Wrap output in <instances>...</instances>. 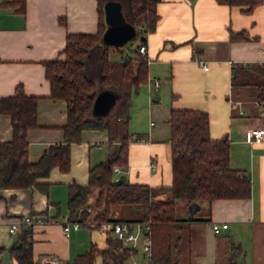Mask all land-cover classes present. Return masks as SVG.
<instances>
[{
    "label": "crops",
    "instance_id": "1",
    "mask_svg": "<svg viewBox=\"0 0 264 264\" xmlns=\"http://www.w3.org/2000/svg\"><path fill=\"white\" fill-rule=\"evenodd\" d=\"M156 11V26L145 36L148 81L131 97L128 165L114 177L123 173L130 183L169 185L170 111H206L210 137L227 135L229 163L249 178L251 192L247 199L199 203L192 218L209 220L186 223L188 264H228L232 244L240 248V264H264V138L245 140L249 129L264 128V104L258 103L256 85L231 81L232 64L264 62V0L249 13L215 0H159ZM97 18L96 0H25L23 11L0 2V97L11 95L19 84L26 95L39 97L38 126L26 134L30 161H36L48 145L62 141L66 121V103L50 97L42 62L63 59L66 33H93ZM231 31H244L248 38L232 40ZM196 58L203 59L207 68ZM153 80L159 81L157 87ZM139 116L144 118L141 127ZM11 135L10 117L0 113V142ZM111 151L106 130L84 129L81 140L70 144L69 170L53 167L47 177L38 179L46 182V191L34 186L0 188V264H18L9 248L19 230L12 235L7 229L11 220L25 215L33 218L32 224L23 225L31 229L33 264L71 263L92 244L105 245V236L89 226L71 228L65 236L61 222L68 218V185L86 184L89 167L107 160ZM93 194L90 204L95 190ZM179 203L183 210L178 218H188L191 202ZM43 212L46 219L40 215ZM210 220L227 225L214 232Z\"/></svg>",
    "mask_w": 264,
    "mask_h": 264
},
{
    "label": "trees",
    "instance_id": "2",
    "mask_svg": "<svg viewBox=\"0 0 264 264\" xmlns=\"http://www.w3.org/2000/svg\"><path fill=\"white\" fill-rule=\"evenodd\" d=\"M109 0H96L97 27L93 33H66L64 58L45 60L44 74L49 82L50 97L66 103V121L61 126V142L48 145L36 161L28 159L27 131L38 126L36 106L38 96L26 95L22 86H16L11 95L0 97V113L9 115L11 138L0 142V188L37 187L46 191V182L38 179L48 176L53 167L61 172L70 168V144L81 140L84 129L106 130L112 149L108 159L91 165L86 184L68 185L67 214L70 220L95 222L118 220L151 221L150 264H188L189 231L187 222L209 220L178 218L176 208L180 201L209 204L217 198L247 199L251 183L245 175L229 163L230 141L227 135L212 139L209 135L208 113L200 109H171L168 119L167 148L171 164V183L150 186L123 180L114 183L116 165L124 171L128 165V130L131 97L148 81V56L138 51L147 33L154 30L158 19L159 0H115L121 5L123 21L135 28L138 44L119 60L109 58L111 46L103 43L102 33L107 27L103 7ZM228 6H239L251 12L263 0H215ZM18 11L24 10L25 0H7ZM61 21V20H60ZM232 40L247 39L244 31L230 32ZM231 81L234 84H254L258 100L264 98V62L232 64ZM110 90L113 100L108 110L100 115L92 112L96 94ZM137 138H140L138 135ZM96 191L93 202L89 197ZM94 215L90 216V209ZM114 210L118 218L111 217ZM131 215H125V211ZM46 219V212L40 213ZM95 229V226H89ZM97 231V230H96ZM101 234V233H100ZM103 247H91L66 264H123L132 254L129 249L116 250L119 241L110 234ZM1 250V249H0ZM18 264H33L31 229L20 227L9 248ZM240 248L231 245L228 264H240Z\"/></svg>",
    "mask_w": 264,
    "mask_h": 264
},
{
    "label": "built area",
    "instance_id": "3",
    "mask_svg": "<svg viewBox=\"0 0 264 264\" xmlns=\"http://www.w3.org/2000/svg\"><path fill=\"white\" fill-rule=\"evenodd\" d=\"M138 51L142 55L147 54L146 41L141 42L138 45ZM197 63L204 69L207 68L206 62L201 58H196ZM152 84L157 87L159 84L158 80H153ZM259 104H264V98L258 100ZM264 138V128L254 127L245 132V140L252 142H260ZM113 171L116 173L120 172V168L116 165L113 166ZM239 176L242 173L239 172ZM44 220L39 219L38 221ZM33 222V218L30 215H25L20 218H15L10 221L8 226V232L15 235L19 228L23 225H30ZM62 232L65 236L71 228H80L81 226H95V229L101 234H110L119 241L116 248L118 252L124 249H129L132 251L129 259L123 264H150L151 259V221L150 220H118V219H108L99 222H95L92 219L86 221L70 220L65 218L62 222ZM226 223L219 224L215 221H209V226L214 232H218L221 228L226 227ZM137 254L140 255L144 261H137ZM52 260V258H51ZM50 260V261H51ZM54 260V258H53ZM48 261V260H46Z\"/></svg>",
    "mask_w": 264,
    "mask_h": 264
},
{
    "label": "water",
    "instance_id": "4",
    "mask_svg": "<svg viewBox=\"0 0 264 264\" xmlns=\"http://www.w3.org/2000/svg\"><path fill=\"white\" fill-rule=\"evenodd\" d=\"M104 19L107 23V27L102 33L103 43L111 46H122L127 40L131 39L135 35V28L129 23L123 21V16L121 12V5L118 1L109 0L105 2L104 7ZM114 94L108 90H100L93 101L92 112L95 115H100L105 113L112 100ZM124 180V174H119L113 182L118 184ZM199 203L191 202L188 205V218H192L194 211L199 209Z\"/></svg>",
    "mask_w": 264,
    "mask_h": 264
},
{
    "label": "rangeland",
    "instance_id": "5",
    "mask_svg": "<svg viewBox=\"0 0 264 264\" xmlns=\"http://www.w3.org/2000/svg\"><path fill=\"white\" fill-rule=\"evenodd\" d=\"M139 38L140 37L138 34L134 35L133 38L127 40L122 46H117L116 48L113 47V49H110V51H109V58L112 60H116V61L119 60L121 58V56L125 55L129 49L134 48L138 44ZM149 120H151L152 123L155 121L153 118H150ZM143 121H144V118L139 116L138 122H139L140 127L143 125ZM92 198H93V196L91 195L89 200H92ZM64 207H65V205H64ZM182 208H183V204L178 203L177 208H176V216L177 217H180L181 212L183 210ZM65 209L66 208H64V210ZM90 210H91V211H89L90 216L94 215V213H95L94 209L91 208ZM119 214H120V212L118 210H114L111 217L118 218ZM131 214H132V212L129 210L125 211L126 216L131 215ZM81 228H83V227H81ZM136 258H137L138 262L142 263L144 261V259L141 258L139 254H137Z\"/></svg>",
    "mask_w": 264,
    "mask_h": 264
}]
</instances>
